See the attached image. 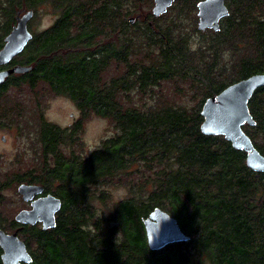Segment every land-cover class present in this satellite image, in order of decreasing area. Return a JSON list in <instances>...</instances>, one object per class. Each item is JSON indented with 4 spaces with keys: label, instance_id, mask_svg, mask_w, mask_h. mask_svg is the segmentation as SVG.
Instances as JSON below:
<instances>
[{
    "label": "trees",
    "instance_id": "obj_1",
    "mask_svg": "<svg viewBox=\"0 0 264 264\" xmlns=\"http://www.w3.org/2000/svg\"><path fill=\"white\" fill-rule=\"evenodd\" d=\"M198 1L176 0L156 17L153 0H0V49L17 11H34L33 38L9 64L31 69L0 85V127L25 135L35 154L0 178V228L18 231L33 257L22 264H264V172L201 131L208 97L264 74V0H226L217 31L198 29ZM43 8L54 21L35 31ZM51 95L79 109L71 126L46 118ZM249 107L255 125L244 130L264 155V86ZM93 115L114 132L88 151L82 132ZM7 181L60 197L56 227L3 215ZM157 207L190 239L151 250L143 218Z\"/></svg>",
    "mask_w": 264,
    "mask_h": 264
},
{
    "label": "water",
    "instance_id": "obj_2",
    "mask_svg": "<svg viewBox=\"0 0 264 264\" xmlns=\"http://www.w3.org/2000/svg\"><path fill=\"white\" fill-rule=\"evenodd\" d=\"M176 0H154L152 13L158 17L167 13ZM198 29L219 30L221 19L229 15L226 0H201L198 3ZM34 17L33 10H18L16 24L4 38L0 49V85L12 74H23L30 71L24 65L9 64L21 54L33 38L29 22ZM135 17H130L131 23ZM264 86V74H255L228 85L223 91L208 97L202 106L203 122L201 131L205 135H222L230 141L234 148L244 150L248 167L254 171L264 172V155L255 147L250 136L245 132L244 125H255L250 111L249 101L258 88ZM24 201H32V208L19 211L16 222L24 225L42 223L43 229L56 227V214L62 209L63 201L54 195H47L33 201L35 195L44 191L38 184L22 183L18 187ZM147 243L151 250H161L166 246L190 239L181 228L178 220L167 211L157 207L147 218H143ZM1 264L31 263L33 257L26 242L19 237L18 231L8 233L0 228Z\"/></svg>",
    "mask_w": 264,
    "mask_h": 264
},
{
    "label": "rangeland",
    "instance_id": "obj_3",
    "mask_svg": "<svg viewBox=\"0 0 264 264\" xmlns=\"http://www.w3.org/2000/svg\"><path fill=\"white\" fill-rule=\"evenodd\" d=\"M154 3L152 5V8ZM151 8V11H152ZM197 16V15H196ZM54 21V16L45 8L40 12V15L33 21L31 28L35 31L43 30L49 27ZM189 32L193 33L191 28ZM200 40L199 34H192L191 42L193 47H197ZM179 98L181 102H186L188 99ZM190 103H193L189 99ZM80 112L76 105L65 96H48L45 116L48 120L60 124L61 126H71L78 118ZM112 126L110 122L101 116L93 115L84 124L82 132V141L88 151L96 148L103 139L112 135ZM33 148L25 137L15 129L8 127H0V178L17 173L20 169H26L34 164ZM20 184L7 181L2 194L4 195L5 205L1 207L2 214L9 217H15L16 214L27 204L18 191ZM114 198L120 200L127 194L123 187H114L111 189ZM100 204V202H99ZM98 205V203H97ZM10 220L4 222L8 224ZM10 232V231H8Z\"/></svg>",
    "mask_w": 264,
    "mask_h": 264
},
{
    "label": "flooded vegetation",
    "instance_id": "obj_4",
    "mask_svg": "<svg viewBox=\"0 0 264 264\" xmlns=\"http://www.w3.org/2000/svg\"><path fill=\"white\" fill-rule=\"evenodd\" d=\"M201 1V0H200ZM200 1H198L197 2V10L195 11V13H196V15H197V18H198V22H199V17H198V11H199V9H198V3L200 2ZM153 3H154V0H153ZM175 3V2H174ZM155 4V3H154ZM174 5V4H173ZM172 5V6H173ZM226 5H227V2H226ZM171 6V7H172ZM228 6V5H227ZM170 7V8H171ZM169 8V9H170ZM229 8V7H228ZM153 9V8H152ZM168 9V10H169ZM229 12H230V10H229ZM222 20V19H221ZM198 22H197V25H198ZM220 23H221V21H220ZM206 30H208V29H206ZM206 30H204V31H206ZM213 30V29H212ZM26 184H32V183H26ZM38 185H40V184H38ZM49 194H51V195H53L52 193H50V192H47V191H45V189H44V191L41 193V194H39V195H35L34 196V198H33V201L34 200H36L37 198H39V197H42V196H47V195H49ZM55 196V195H54ZM56 197H58V196H56ZM60 198V197H59ZM63 201V200H62ZM25 203L27 204V207H24V208H22L21 210H25V209H31L32 208V201H28V202H26L25 201ZM63 206V205H62ZM20 210V211H21ZM61 211V210H60ZM59 211V212H60ZM59 212H57V214H56V220H57V217H58V213ZM20 224V223H19ZM36 225H40V226H42V223L41 222H38ZM8 233H13V232H8Z\"/></svg>",
    "mask_w": 264,
    "mask_h": 264
}]
</instances>
